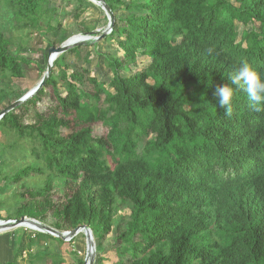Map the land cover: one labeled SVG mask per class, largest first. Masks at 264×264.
I'll return each mask as SVG.
<instances>
[{"label": "trees", "instance_id": "1", "mask_svg": "<svg viewBox=\"0 0 264 264\" xmlns=\"http://www.w3.org/2000/svg\"><path fill=\"white\" fill-rule=\"evenodd\" d=\"M103 1L114 15L110 33L58 55L43 87L20 105L39 102L48 87L55 106L33 123L20 106L0 118V182L23 189L10 196L18 206L9 219L43 222L51 211L57 230L85 224L100 240L126 203L121 259L112 264H264V111L241 90L225 115L215 96L241 62L264 73V0ZM85 2L0 0V80L41 65L20 53L31 37L46 38V48L69 37L61 19L69 8V26L93 31ZM235 21L258 30L237 41ZM137 54L150 59L140 71ZM95 58L111 72L107 84L92 75ZM95 123L104 135L92 134ZM33 175L37 183L24 182ZM55 185L68 190L59 204Z\"/></svg>", "mask_w": 264, "mask_h": 264}, {"label": "rangeland", "instance_id": "2", "mask_svg": "<svg viewBox=\"0 0 264 264\" xmlns=\"http://www.w3.org/2000/svg\"><path fill=\"white\" fill-rule=\"evenodd\" d=\"M89 1V0H86ZM233 4L237 5L235 0H228ZM89 3L85 2L88 6V10L86 11L85 17L88 22H93L92 24L97 23V28L95 30H99V33L106 31L110 33L111 30L107 28L108 19L105 12L102 10L100 6L89 1ZM74 10H72L73 12ZM65 16V15H64ZM63 22L66 24V27L69 28V37L67 39L74 40L76 38L84 37L83 33H77L71 26H68L66 23L69 18L67 16L61 18ZM2 22L3 20L0 19ZM5 22H3L4 24ZM235 29L238 33L237 41H240L241 34L243 31H250L252 29L258 30L257 22H250L246 26L241 23L235 21ZM5 34L8 38H11L14 33L11 30L5 29ZM15 34H18L15 32ZM98 34V33H97ZM95 35L98 37L99 35ZM15 36V35H14ZM23 39H25L24 34H22ZM37 41L31 39L25 41L24 46H22L21 54H24L27 58L36 59L40 61V66L29 69L26 76L22 79H13L10 82L0 80V87L6 89V92L0 97V110L4 107L8 106L11 102H14L21 94L26 93L28 90L33 88L37 82L42 77L45 68H46V60H47V49L46 41L47 39L44 37L38 36ZM50 39V35L48 37ZM93 39V38H92ZM116 40V38H115ZM95 41V40H94ZM117 41V40H116ZM50 42V40H48ZM112 44H115L112 42ZM17 44L11 45L10 50L14 53L17 51ZM150 59L144 55L137 54V71L142 70L147 66ZM40 69V70H39ZM90 70L92 75H95L99 78L100 81L105 82L106 84L109 82L111 78V72L102 66L101 60L94 59L90 65ZM59 90L61 94H64V88L59 86ZM45 94L40 98V101L35 104H28L24 106L18 107L15 111L18 114H21L23 121L25 123H33L36 120L49 112L55 106V100L51 94L50 88L45 89ZM64 133H67V130H63ZM106 133V128L102 126L101 123H95L92 125V134L94 136H102ZM142 144H140L138 150L141 149ZM38 177L33 175L31 178L24 180V182H28L32 185V183H37ZM22 183L11 185V183H6L5 181L0 182V199H2V205L0 206V220L7 221L9 219V214H15L16 207L18 203H14L15 201L11 200L12 192L22 191ZM68 190L65 185H55L54 190L51 193L52 200L54 204H59L65 198V193ZM49 211L45 218H43V223L47 225H51L56 221L51 217ZM130 209L129 205L124 203L120 205L118 212H116L115 223L113 225L112 231L105 235L102 239H94L95 242V263L94 264H112L117 262L119 259L116 256L115 249L119 246V240H117V235L120 231H122L126 222L129 219ZM27 226V225H25ZM18 226V227H7L6 229L0 230V244L2 245L1 249L4 253L8 252V256L5 254L4 257L2 255V251H0V263L12 260L17 264H51V257L61 258L62 264H77L78 259L85 258L86 250H87V242L86 237L83 232H79L76 236H74L70 240H66L65 243L63 239H57L53 237H46V233L39 232L34 230V228L30 226ZM100 244V245H98ZM127 257H124L123 260H126Z\"/></svg>", "mask_w": 264, "mask_h": 264}, {"label": "water", "instance_id": "3", "mask_svg": "<svg viewBox=\"0 0 264 264\" xmlns=\"http://www.w3.org/2000/svg\"><path fill=\"white\" fill-rule=\"evenodd\" d=\"M98 6L102 8V10L105 12L107 19H108V25L107 28L111 30L113 28L114 24V15L109 6L103 1V0H89ZM99 30H94L89 32L86 35H83L84 37L76 38L74 40L66 39L63 43H61L59 46H50L47 50V61H46V68L45 71L40 78V80L37 82V84L28 90L25 94H23L20 98L6 106L1 112H0V118L5 115L6 113L14 110L18 106H20L23 102L30 99L33 95H35L44 85L47 78L49 77V74L51 72V68L53 66V61L57 58L58 55L62 54L63 52L67 51L68 49L84 44L85 42L89 41H96L101 37H105L107 34L106 31L102 32L100 36L95 37L97 33H99ZM93 38V39H92ZM26 224L35 226L34 230H37L42 233L49 234L51 236H54L56 238H61L64 241L72 239L74 236H76L79 232H83L86 237L87 242V250H86V256L84 258V264H94L95 263V242L94 237L92 234L91 229L85 225L81 224L71 230L67 231H60L56 228L47 225L39 220H36L34 218H28L26 216H22L19 219H10L7 221H1L0 220V226L3 228L7 227H18V226H25ZM27 227V226H25Z\"/></svg>", "mask_w": 264, "mask_h": 264}, {"label": "clouds", "instance_id": "4", "mask_svg": "<svg viewBox=\"0 0 264 264\" xmlns=\"http://www.w3.org/2000/svg\"><path fill=\"white\" fill-rule=\"evenodd\" d=\"M241 90L246 92L255 111H264V73L248 62H241L231 74L230 83L215 88V96L219 106L225 109V115L231 114L233 97Z\"/></svg>", "mask_w": 264, "mask_h": 264}, {"label": "crops", "instance_id": "5", "mask_svg": "<svg viewBox=\"0 0 264 264\" xmlns=\"http://www.w3.org/2000/svg\"><path fill=\"white\" fill-rule=\"evenodd\" d=\"M58 2H59V1H58ZM82 7H83L86 11L88 10V6H87V4L84 3V4L82 5ZM69 11L72 12V8H69ZM86 11H85V13H86ZM73 13H74V12L70 13L69 15H67V18H69V19L67 20V22H66V23L68 24V26L71 24V18H72V16H73ZM62 21H63V20H62ZM93 22H94V21H93ZM93 22H90V23H93ZM64 25H65V27H66V24H65V23H64ZM96 28H97V23L95 24V29H96ZM95 29H94V30H95ZM94 30H93V31H94ZM39 36H40V35H39ZM40 37L42 38V36H40ZM37 39H38V37H37V35H36V36L33 37L32 40H34V41L36 42ZM109 80H110V79H109ZM1 247H2V245L0 244V249H1ZM0 251H2V250H0ZM5 254H6L7 256L9 255L8 252L4 253V252L2 251V255H3V257H4ZM1 258H2V257H0V259H1ZM7 261H12V260H7ZM4 262H5V261H4Z\"/></svg>", "mask_w": 264, "mask_h": 264}, {"label": "bare ground", "instance_id": "6", "mask_svg": "<svg viewBox=\"0 0 264 264\" xmlns=\"http://www.w3.org/2000/svg\"><path fill=\"white\" fill-rule=\"evenodd\" d=\"M26 225L35 229V226L29 225V224H26ZM2 229H6V228H3L2 226H0V230H2Z\"/></svg>", "mask_w": 264, "mask_h": 264}]
</instances>
